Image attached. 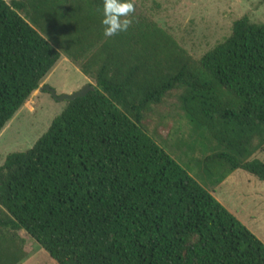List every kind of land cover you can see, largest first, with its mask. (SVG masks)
<instances>
[{
	"label": "trees",
	"instance_id": "16d2710c",
	"mask_svg": "<svg viewBox=\"0 0 264 264\" xmlns=\"http://www.w3.org/2000/svg\"><path fill=\"white\" fill-rule=\"evenodd\" d=\"M103 2L0 0V132L61 57L93 86L0 166V264L26 258L21 231L57 264H264L212 195L238 170L264 182V24L195 59L134 0L105 36ZM173 96L167 144L144 122Z\"/></svg>",
	"mask_w": 264,
	"mask_h": 264
},
{
	"label": "rangeland",
	"instance_id": "374dc122",
	"mask_svg": "<svg viewBox=\"0 0 264 264\" xmlns=\"http://www.w3.org/2000/svg\"><path fill=\"white\" fill-rule=\"evenodd\" d=\"M134 4L137 12L149 16L195 59L227 37L236 19L247 15L252 22L264 24L263 0H134ZM88 83L74 65L61 57L39 88L48 86L57 95H64ZM39 88L0 132V166L8 154L30 149L66 107V102L55 101ZM176 104L175 96L167 98L144 122L152 136L167 144V135L179 115ZM253 158L264 161V149ZM216 188L213 197L264 244V182L238 170ZM19 236L27 254L20 264H57L23 231Z\"/></svg>",
	"mask_w": 264,
	"mask_h": 264
},
{
	"label": "clouds",
	"instance_id": "9594fccd",
	"mask_svg": "<svg viewBox=\"0 0 264 264\" xmlns=\"http://www.w3.org/2000/svg\"><path fill=\"white\" fill-rule=\"evenodd\" d=\"M134 12V5L131 0H104L102 7V20L104 26L103 34L111 37L118 33L127 31L130 21L126 17Z\"/></svg>",
	"mask_w": 264,
	"mask_h": 264
},
{
	"label": "water",
	"instance_id": "95a60500",
	"mask_svg": "<svg viewBox=\"0 0 264 264\" xmlns=\"http://www.w3.org/2000/svg\"><path fill=\"white\" fill-rule=\"evenodd\" d=\"M39 90L48 92V94H50V96L57 102H67L84 97L89 91L93 90V86L87 85L77 92L64 95H57L56 92L48 86L39 88Z\"/></svg>",
	"mask_w": 264,
	"mask_h": 264
},
{
	"label": "crops",
	"instance_id": "0c3cea01",
	"mask_svg": "<svg viewBox=\"0 0 264 264\" xmlns=\"http://www.w3.org/2000/svg\"><path fill=\"white\" fill-rule=\"evenodd\" d=\"M89 82H90V81H89ZM88 85H89V83H88ZM263 149H264V147H262V149H260V150L256 153V155H257L259 152L263 151ZM260 161L264 162L262 159H261ZM229 177H230V176H229ZM229 177H228V178H229ZM228 178H227V179H228ZM216 189H217V188H216ZM216 189H215V190H216ZM214 192H215V191H214ZM214 192H213L212 194H214ZM221 200H222V199H221ZM229 212H230V211H229ZM230 213H231V212H230Z\"/></svg>",
	"mask_w": 264,
	"mask_h": 264
}]
</instances>
